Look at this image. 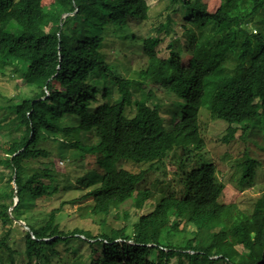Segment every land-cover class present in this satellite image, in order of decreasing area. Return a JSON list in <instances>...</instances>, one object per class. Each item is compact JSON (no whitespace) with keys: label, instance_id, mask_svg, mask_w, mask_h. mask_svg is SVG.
<instances>
[{"label":"trees","instance_id":"obj_1","mask_svg":"<svg viewBox=\"0 0 264 264\" xmlns=\"http://www.w3.org/2000/svg\"><path fill=\"white\" fill-rule=\"evenodd\" d=\"M166 1L174 12L186 11L182 26H191V38L180 48L170 41L163 60L169 87L159 97L148 93L150 103L132 102V80L117 74L101 48L106 38L124 37L140 42L136 56L155 58L163 34L170 35L175 23L170 14L159 22L156 35L142 37L149 17L146 0H0V72L10 67L38 89L8 106L25 126L27 139L2 147L0 163L10 170L17 187L9 195L17 201L2 202L0 222L22 219L21 207L47 200L60 188L77 190L69 202H85L101 216L96 235L81 227L65 229L62 220L70 213L59 216L58 211L66 201L42 224L27 222L28 264H60L66 256L60 248L69 254L63 264L70 259L73 264H264V192L251 211L221 202L211 161L182 165L173 180L177 187L140 214L132 231H126L127 224L107 226L115 204L131 200L138 209L149 204L150 193L140 186L151 165L139 164L157 163L175 147H204L202 110L227 124L225 144L238 130L242 139L255 129L264 136V0H219L214 11L196 7L193 0ZM52 24L54 31L47 29ZM133 25L137 30L131 31ZM183 55L190 57L187 62ZM102 81L116 85L118 102H108L109 89L96 86ZM44 132L61 139L66 172L58 174L50 162L37 164L48 156L36 148ZM260 165L245 151L235 171L239 188L253 184ZM116 217L127 221L129 213L123 209ZM181 217H186L183 224ZM152 227L158 231L155 241L148 236ZM8 234L0 237V249L8 248L9 263L16 264Z\"/></svg>","mask_w":264,"mask_h":264},{"label":"rangeland","instance_id":"obj_2","mask_svg":"<svg viewBox=\"0 0 264 264\" xmlns=\"http://www.w3.org/2000/svg\"><path fill=\"white\" fill-rule=\"evenodd\" d=\"M49 1L50 0H42V3L47 4ZM193 1L196 7L203 8L207 11H214L219 6V0ZM146 2L149 6V17L140 29L142 37L156 35L159 22L163 20L166 14H170L175 21L172 26L171 34L167 36L163 34L165 39L161 45L156 48L157 56L155 58H145L141 56V54L136 56L133 52L141 50L139 41L134 39L130 41L124 37L118 38L115 36L105 39L106 42L103 43L101 53L107 62L114 63L115 71L119 76L132 80V102L147 99L151 103L153 97L149 100L151 96L149 97L148 93L152 92L151 94H153V96L156 94V96L159 97L162 92L169 87V82L166 77L168 67L163 60L169 53L170 41H175L176 46H179V48L182 47L185 42H189L191 38L190 30L192 28L191 26H187L188 28L182 26L183 17L186 14L185 10L178 7L174 12L173 7L169 6V2L166 0H146ZM47 29L54 31L56 29V24H52ZM135 30H137V28L133 25L131 31ZM189 58L188 55H183L181 60L187 62ZM96 86H106L109 89L107 100L110 104L120 100L121 95L117 91L115 84L102 81L97 83ZM37 90V87L26 84L19 73L13 72L10 67H6L3 69V72H0V118L3 125V127L0 128V157L4 154L2 147L10 140L25 141L27 139V133L24 130L25 126L20 123L19 119L14 114L9 113L8 106L19 102L21 97H30ZM97 95H99V93ZM131 113H133V108L130 106L127 108V114L130 115ZM78 121V118L74 119L75 124H77ZM200 123L201 134L204 139V147L202 149L184 151L181 147H175L168 151L167 155L157 163L139 164L143 169H148L151 165V168L147 171L140 186L147 189L150 193V202L141 209L134 206L131 200L123 204H115L112 214L106 218L109 228L110 226L115 227L127 224L128 227L126 231H132L140 214L151 210L156 199L167 194L173 187H177L173 180L176 179L177 173H179L182 165L184 166L185 164L188 168H191L204 161H211L216 167L215 178L222 187L221 202H234L239 209L251 211L254 201L264 192L263 133L255 129L247 138L242 139L239 136L241 132L238 130L236 138L230 143L225 144L221 141L222 136L226 132L227 124L225 122L211 117L208 111L202 110ZM14 124L18 126L15 129H11ZM60 141V138L44 132L36 145V148L43 149L48 153L46 158L40 157L37 164L42 165L45 162L49 164L50 162L58 174L68 170L65 164L66 161L60 156L63 147ZM64 151L70 155L71 151L68 146L64 147ZM245 151L249 154V157L256 158L261 165L258 167L257 174L253 179V184L248 186L245 183L244 187L239 188L236 180H234L236 177L235 171L238 169L237 166L239 162L243 161ZM124 164L128 168L137 169L131 163L125 162ZM34 169L33 167L29 168L26 172L31 173ZM12 188L13 182L11 180L10 170L0 163V209L2 202L8 203L11 200H16V197L13 196L11 198L9 195ZM78 195L79 192L77 190L60 188L56 194H53L47 200L41 198L37 200L34 206L21 207L23 212L22 219H17L13 223L6 224L0 222V237L8 231L9 234L6 244L11 250L16 252V264H28L24 240L25 230L27 228L26 223L28 222L36 226L42 224L47 219L49 212L60 207L62 201H66V204L58 211V215L63 216V214L70 213L69 217L63 218V220L61 218L65 229L81 227L84 230H89L93 235L101 232V225L99 224L101 216L92 214L89 208L84 206L85 202H69ZM10 209L11 207L9 210ZM123 209L129 213L127 221L116 217L121 215ZM185 218L186 217H181V224H183ZM188 226L193 227L191 224H188ZM147 231L151 241L157 240V228L152 227ZM60 249V253L66 255H63V258L61 257L59 260L60 264H63V261L69 254L63 250L64 248ZM75 250L72 249L71 251ZM8 256L9 249L2 247L0 249V264H10ZM34 262L35 260H32L30 264H35ZM74 262L73 259L68 261L69 264H73Z\"/></svg>","mask_w":264,"mask_h":264},{"label":"water","instance_id":"obj_3","mask_svg":"<svg viewBox=\"0 0 264 264\" xmlns=\"http://www.w3.org/2000/svg\"><path fill=\"white\" fill-rule=\"evenodd\" d=\"M62 17H64V15H62ZM13 182V188H14V192H16V184H15V182H14V180L12 181ZM17 201V199L15 200V202ZM20 223H22V222H20ZM26 229H28V227L26 228Z\"/></svg>","mask_w":264,"mask_h":264}]
</instances>
